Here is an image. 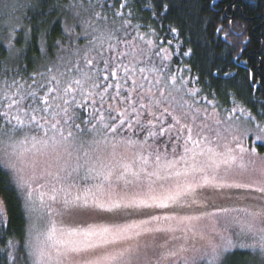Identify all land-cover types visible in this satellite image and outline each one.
<instances>
[{"label": "snow or ice", "instance_id": "6c2138e0", "mask_svg": "<svg viewBox=\"0 0 264 264\" xmlns=\"http://www.w3.org/2000/svg\"><path fill=\"white\" fill-rule=\"evenodd\" d=\"M45 5L49 12L42 14L64 18L53 48L66 54L49 58V31H39L41 56L30 70L14 31L0 40L9 49L0 54V142H13L18 156L30 143L34 157H47L48 168H55L42 173L55 181L49 199L86 218L59 228L52 222L46 231L34 222V241L0 236V264H152L148 251L159 236L165 243L205 241L211 253L194 259L209 264H223L232 248L248 249L251 264H264V164L256 167L255 149L243 144L249 132L264 141V104L255 115L236 104L220 119L219 102L201 97L216 117L217 127L209 128L207 107L194 106L201 90L186 87L199 77L187 80L180 73L190 69L173 71L170 64L173 40L167 37L179 29L163 32L149 23L167 14L166 0H40L41 9ZM214 31L224 42L233 35L223 25ZM24 35L26 48L31 29ZM81 37L85 44L73 43ZM211 131L217 141L231 135L235 147L218 151L206 134ZM30 163L35 167L36 159ZM232 176L255 178L230 182ZM20 187L31 197L27 181ZM3 212L0 226L7 224L6 207ZM221 219L239 225V232L235 241L216 245L199 226ZM212 231L221 235L215 225ZM179 251L183 245L162 251L156 264H169Z\"/></svg>", "mask_w": 264, "mask_h": 264}, {"label": "trees", "instance_id": "16d2710c", "mask_svg": "<svg viewBox=\"0 0 264 264\" xmlns=\"http://www.w3.org/2000/svg\"><path fill=\"white\" fill-rule=\"evenodd\" d=\"M166 2L170 3L167 14L163 15L162 19L152 17L149 23L163 32H166L168 27L179 29L180 35L175 38L172 35L167 37L173 40L169 48L172 64L190 69L191 72H187L188 80L198 76L199 83L190 84L200 89V94L208 100L215 98L219 102V108L239 104L255 115L256 107L264 104V0ZM39 5L40 0H28V9L20 19L22 29H31V40L26 48L23 45L19 53L30 70L33 67V59L41 56L39 31H49V58L62 55L53 48V43L62 38L64 18H58L55 11L47 15L42 14L48 13L49 9L47 5L43 9ZM143 14L145 17L150 15L146 9ZM13 16L4 14L3 18L7 23H13L16 20ZM220 25H223L226 31L233 32L227 42L222 40L223 33L216 34L214 31ZM64 43H67L66 38ZM189 49L191 54L183 55ZM0 54H6L3 47H0ZM224 72L229 75L224 76ZM0 201V216H4L3 209L7 208V215L4 217L7 224L0 226V236L4 237V242L20 240L26 226L24 211L9 175L1 166ZM3 247L4 243L0 242V256ZM236 251H239L236 253L237 257H248V250Z\"/></svg>", "mask_w": 264, "mask_h": 264}, {"label": "rangeland", "instance_id": "374dc122", "mask_svg": "<svg viewBox=\"0 0 264 264\" xmlns=\"http://www.w3.org/2000/svg\"><path fill=\"white\" fill-rule=\"evenodd\" d=\"M27 3L28 0H0V40H4L9 33H12L14 31L15 35L13 42L15 44V47L21 50L25 43L24 33L27 31V29H22L20 19L22 17V14L24 15L28 9ZM24 8H26V10ZM4 14H13V17H15L16 20L13 23H7L6 19L3 18ZM108 15L109 17H111L112 13L109 12ZM69 23H71L70 18ZM4 29H7L8 31L5 32ZM75 31L80 32L81 29L77 28L75 29ZM20 37L22 39H20ZM19 40L22 42L18 43ZM73 43L83 45L86 43V40L81 37L78 41L74 40ZM3 49L5 50L6 54H9V49L7 48L6 41L3 45ZM65 54L66 53H62V55ZM56 57L57 56L52 58ZM170 64L173 71H175L176 66H174L171 61ZM176 68L182 67L178 66ZM187 74V72H185V74L184 72L180 73V75H183L185 79L188 80ZM186 87L190 89H198L190 83H188ZM201 97L205 96L201 95L199 92V94L195 98L194 106L199 108L207 107L209 116L204 120V122L209 125V128L215 129L217 127L214 123L216 117L211 115L212 106L208 105L206 100H201ZM235 105L224 109L218 107L217 111L220 113L219 118L224 119L227 110ZM239 114L240 113H237V115ZM168 122L171 123L170 120ZM227 123L228 122L220 126L221 131L223 130V128L227 127ZM262 127H264V125H262ZM206 134L208 135L209 140L212 141L213 147H216L217 143H219L220 146L217 148L218 151H223L225 144H228V146L230 147H235L234 143H230L232 140L231 135H228L226 140L222 139L220 141H217L215 131L206 132ZM256 134H259V132L257 131L255 134L253 132H249L248 135L243 138V144L246 148L249 149V152L255 149V153L257 155L253 157V159H255L256 161L255 166L260 167L262 164H264V160L261 159L264 158V141L257 140ZM13 147V142L8 141L7 139L0 142V166L3 171L9 175L11 182L20 197L26 219V226L21 239H14V241H20L21 243H23L24 241H34L35 230L32 227L34 222L38 224L41 231H46L52 222H55L56 226L59 228L62 226H67L70 219L86 218L77 213H72L70 216L64 210L61 203H54L49 199V196L51 195V185L54 184L55 181L51 176L43 175L42 173H44L45 170L55 172V168H48V163H46L47 157H34V150H32V146L30 143L25 144L22 149H19V151L23 152L22 156H18L16 152L13 151ZM34 158L36 159L35 167H33V165L30 163V161ZM34 172L35 175H33ZM19 177H22L23 180L21 181L20 179H18ZM254 178L255 177L249 176H232L230 177V182L232 180H235L236 182H246L247 180ZM23 181H27V184L31 186V197L27 195L25 188L20 187V184L23 183ZM79 183L83 182L79 181ZM56 187L59 188L60 185L56 184ZM232 191L240 192L243 190L237 189ZM41 196H43V201H41L40 199ZM48 207L54 208L56 212L60 214L57 215L56 212L50 214L47 211ZM237 219H242V217L238 216ZM213 225H215L216 232L221 233V235H216V233L212 231ZM225 228H227V231H225ZM199 230L207 233L209 237L212 238L213 244L222 245L225 242V238L232 239L233 241L236 240L235 233L239 232V225L233 224L231 226H228L225 224L224 220L221 219L219 224H215V221H206L199 226ZM165 240L166 237L164 236L157 237L154 242V247L149 249L148 257L151 259L152 264H156V261L161 255L162 251H176L180 248L181 245H183V251H179L176 257L171 258L169 264H209V261H199L198 259H194L198 258L201 255H204L206 252L211 253L212 249L211 247L206 246L205 241H197L193 244L192 241L184 242L183 240L174 241L170 239L167 241V243H165ZM148 241L149 243H153L150 237L148 238ZM159 245H163L164 247L161 248L159 247ZM236 250L247 251L248 249L232 248L229 251L224 252L223 264H251L249 257H237L236 253L239 251ZM27 252L28 250L26 249L25 255L27 254Z\"/></svg>", "mask_w": 264, "mask_h": 264}]
</instances>
